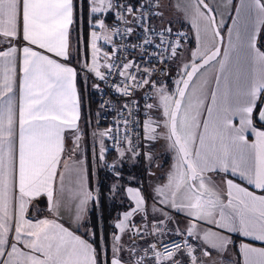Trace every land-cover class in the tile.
I'll use <instances>...</instances> for the list:
<instances>
[{"label":"snow or ice","instance_id":"obj_1","mask_svg":"<svg viewBox=\"0 0 264 264\" xmlns=\"http://www.w3.org/2000/svg\"><path fill=\"white\" fill-rule=\"evenodd\" d=\"M232 2L187 0L185 16L196 29L197 48L178 66L169 89L154 75L155 70L141 71L126 58L119 61L115 49L111 56L103 52L101 62L97 43L103 39L113 44L109 31L122 36L134 32L132 27L122 32L119 27L110 29L106 20L111 16L115 25L138 23L145 33L143 45H152L151 34L155 33L160 38L155 48L178 60L181 40L165 47L164 33L172 29L156 31L150 26L153 17L163 18L158 0H83L91 28L92 58L91 66L86 63L85 68L100 81L122 77V85L113 86L129 98L123 105L127 116L120 113L122 119L115 130L94 133L100 137L98 159L121 177L119 166L125 160L134 165L141 156L154 160L150 150H138L143 144H135L134 139L151 143L163 139L175 153L165 182L122 189L130 210L114 223L109 242L103 233L97 240L93 231L97 225L89 204L97 205L99 196L86 186L83 170L76 169L75 185L67 189L64 172H58L66 133L75 134L73 153L81 139L80 102L74 83L77 73L29 46L38 45L68 60L70 27L80 9L74 0H0V41L5 45L0 50V264H224L218 258L235 246L233 235L264 243V194L257 195L232 179L225 181L226 190L221 192L206 175L231 172L264 193V44L258 46V36L264 32V0H240L228 28L227 46L222 49L224 21L222 17L217 21L216 14L221 8L226 11ZM154 7L157 11L152 12ZM20 40L27 42L22 48L13 43ZM143 45L139 47L146 52ZM21 51L17 114L12 93ZM162 52L152 55L164 62ZM209 66L216 68L214 87L205 75ZM159 71L168 74L164 68ZM141 88L151 89L156 101L144 105L147 119L142 123V135L137 131L141 122L135 100ZM153 109L158 118L149 114ZM105 137L114 142L117 152L111 165L106 163ZM128 179L136 181L137 177ZM117 190L112 185L110 191L115 194ZM41 197H46L47 211L54 218H28L29 206L39 217ZM169 210L184 214L187 223L183 229ZM65 212L75 230L60 222ZM137 215L143 227L134 222ZM173 223L176 227L169 228ZM202 223L213 228L204 230ZM80 229L92 239L78 235ZM172 232L185 238L178 243L145 238ZM239 252L243 264H264V247L241 242Z\"/></svg>","mask_w":264,"mask_h":264},{"label":"crops","instance_id":"obj_2","mask_svg":"<svg viewBox=\"0 0 264 264\" xmlns=\"http://www.w3.org/2000/svg\"><path fill=\"white\" fill-rule=\"evenodd\" d=\"M166 1H168L169 4L171 2L172 4H174L175 7H177V8H175L177 15H179V14L182 15L183 14L182 16L186 20H189L185 16V12L184 11H185L186 8L184 9V11L182 10L184 0H166ZM210 2L213 3V4H219L220 0H210ZM239 3H240V0H233L232 6H230L226 11L223 10V8H221V10H219L217 12V14H216V17H217L218 20H220L221 17L223 18V21H224V27L223 28H226L225 32H221L223 34V37H224V40H223V43H222V46H221L222 49H223V47L227 46L228 28L232 26V19L236 16L235 6L238 5ZM161 4H162V1L160 0V6H161ZM178 8H179V10H178ZM179 11H181V13ZM160 12H162L161 9H160ZM159 19H161V18H159ZM110 29H112L111 25H110ZM201 32L203 34L202 35V41H203L205 39V37H204L203 31H201ZM260 34L258 36V46H259ZM111 35H112V32H111ZM190 35L192 36V33ZM74 36L75 35H74V32H73V26H71L70 27V43H71L70 51H71V57L68 60H65L62 57H58L54 53L47 52L46 49H41V48L38 47V45H29V46L34 51H38L41 54L47 55L49 58L56 60L58 63L64 64V65L69 66V67H72L77 73L74 83H75V87H76L77 94H78V97H79V102H80V119L78 121V125H79V128L81 130V139L79 141V148L76 150L75 153H73L72 149L74 147L75 134L74 133H66L65 141H64V143H65V151H64V153L62 155L60 166L58 168V172H61V171L64 172V174H65V187L67 189V188L73 187L75 185L76 175H77L76 174V169H82L84 175L87 177L86 182H85L86 186L90 189V172H91V179L93 181H95V170H96V168H97V166L99 164L98 159H97V154H96L97 151H96V148H94L91 132H92L93 127H96V128L98 127L100 129V132L103 131V129L100 128V126L97 124V121H92L91 122L92 119H90V116L92 115V112H90L91 110L89 109V106H88L89 104H87L88 103L87 102V98L88 97L85 96L86 103L84 102L85 101L84 98H82V82L79 79L80 78L79 67H83L82 66L83 61H82V57L81 58H77V53H76V50H75V47H74L75 46V37ZM89 36H90V34H89ZM13 43H15L18 47L22 48L27 42H24V41L20 40V41H13ZM261 44H264V36L261 39ZM104 45H107V43L104 44ZM4 48H5L4 43L2 41H0V50H3ZM196 48H197V44L194 45L193 51L196 50ZM261 50H263V49H261ZM22 55L23 54H22V51H21L19 53V58H18V62H17V82L14 85V92L12 93L13 98H14V102H15L14 110L17 112V114H18V108H19V95H20L19 85L22 82V75H23L22 72L20 71V59L22 58ZM84 60H85V58H84ZM83 83L85 84L84 86L86 87L87 86V82L84 81ZM211 84L214 87V77H213V80L211 81ZM89 87H90V89L94 90L91 86H89ZM95 95H96V93H95ZM208 103H210V100L208 101ZM96 111H93V112H96ZM88 113H89V115H88ZM205 115H206V113H205ZM237 123H238V121H237ZM98 138H99V136H98ZM249 138L252 139L251 135L249 136ZM17 144H18V127H17ZM105 144H106V139H105ZM145 149H147V141H146ZM115 151H111V156L110 157H112L113 154H115ZM141 158H142V156H141ZM110 160H111V158H110ZM110 160L106 161V163L107 162L110 163ZM124 163L129 165L130 161L125 160ZM65 164L67 165V168H65ZM110 165H111V163H110ZM206 175L208 177H210L211 183L213 184V186H215L217 188V190L221 191V192H224L226 190L227 186H226L225 181L227 179H232L234 181V183L240 184L242 187H247V188H249L250 191H255L257 195L264 194L260 190L254 189L253 186L248 185L245 180H242L239 177V175H235L234 176V175L231 174V172H229L228 174H225L224 172L216 171V172L207 173ZM149 180L152 181V178L150 177ZM160 183L161 182H156V183L151 182L152 185H156V184H160ZM148 185L149 184H147V180H146V187ZM58 186H59V180H57V187ZM127 186H133V187L142 186L141 183H140V178H139V180L137 181L136 184L125 185V186L122 187V189L127 187ZM122 189L120 190L121 191V196L123 198H125L126 203H128V205H129V200L126 198V195L122 191ZM40 200H41V203H40L41 211L39 213V217H37V213L35 212V210L33 208H31V206H29V211L27 213L28 218H32V219H36V218H54L47 211V208H46V197H41ZM151 203H152V201H149V204H151ZM89 208H90V204H89ZM128 210H130V209H128ZM128 210H126V211H128ZM169 211L174 216L175 221H176L177 218L185 220V216H184L183 213L177 212L176 210H169ZM123 212L124 211H121V213L119 215V218H122L121 214ZM117 219L115 220L114 223L117 222ZM60 222L63 223L65 225V227H71L72 230H75V227H74V225L71 224V221L69 220L68 214L66 212L63 213V218L60 220ZM134 222L139 227H143V224L141 223V219H140L139 215H137L134 218ZM168 227L169 228H175L176 224L175 223L169 224ZM181 227L182 226H180V229H183ZM200 227H202L204 230H208L209 228H213L212 225L203 224V223L200 224ZM213 230H215V229H213ZM84 232H85L84 229H80V231L77 232V234L78 235H82L84 239L90 240L91 236L85 235ZM174 234L175 233L172 232V233H169L168 235L163 236V237H167V236L174 235ZM149 236L150 235L146 236L145 238L147 240H149ZM233 240H234V245L235 246L231 247V250L228 253L224 254V255L227 256V258L222 260V261H225L224 264H232L233 261H235L236 264H243L244 257L239 252V245L241 244V242L251 243L254 247H264V243H262V242L251 241L248 238L239 237L237 235H233ZM192 242L193 243H198L195 240H193ZM219 258H221V256Z\"/></svg>","mask_w":264,"mask_h":264},{"label":"built area","instance_id":"obj_3","mask_svg":"<svg viewBox=\"0 0 264 264\" xmlns=\"http://www.w3.org/2000/svg\"><path fill=\"white\" fill-rule=\"evenodd\" d=\"M123 1V0H122ZM159 3V2H158ZM160 11V9H158ZM152 12L157 11V9L154 7L151 9ZM157 17H153L150 20V26L156 31H162L163 28L170 27L167 24L157 23L156 22ZM119 27L121 32L126 27H132L134 29V32L131 35L128 36H122V35H113L112 39L114 41L113 44H107L103 46V51L109 52L110 56L112 55L113 49H115V57L118 58L119 61H123L125 58L129 61H133L137 63L140 66V70L142 71L144 68L153 69L154 75H158L161 78L167 76L164 73L160 72L159 70L161 68H164L167 70V73H169V65L170 61L172 60V57L170 56L169 52H162V50H158L155 48V44L159 43V36L155 35V33L151 34L153 39L152 45H143V39L145 36V33L143 29L139 26L138 23H132L129 25H125L123 23H120L119 25H115V22L113 21L111 28ZM171 33L165 32L164 36L166 38V44L167 43H175L177 39L181 40V44L186 42L188 39V33L187 31L179 28H172ZM183 33L184 35L181 37L179 34ZM132 45H138L137 47H132ZM139 45H143V49H146L147 51H143ZM153 52H162V55L164 57V62H160L159 56H153ZM103 70V69H102ZM79 71L82 74V79L84 81H89L90 86L94 89L96 93V102H97V108H98V119L100 122L104 123V131L112 128L113 131L116 127V122L118 120H121L122 117L120 115L121 112H123L124 116H127V110L123 109V105L129 100L128 97L122 96L120 93H118L113 86L114 84H120L123 83V78L119 76H113L109 78L107 81H100L97 78L94 77L93 73H90L83 69V67H79ZM132 72H136L135 69L131 70ZM128 83H131L129 80ZM94 84H98L99 88L93 87ZM147 93L148 98H145V94ZM135 100L138 102V108L139 111L136 112V116L141 122V126H137V131L142 135V123L146 119L147 115L145 114L146 110L144 108V105L146 103H151V89H137ZM103 105V107H102ZM121 127V136L123 135V125H120ZM106 139V146L107 149L110 151H115L114 142L111 139ZM134 143L137 145L143 144V147H139L138 150L141 153H144L145 147H146V141H136L134 139ZM108 165L110 163L107 162ZM111 169V167H108ZM185 237H180L177 235H170L167 237H160L158 234L150 235L149 241L150 242H157L158 240H164L165 242L168 241H175V242H181L182 239ZM159 247V244H158Z\"/></svg>","mask_w":264,"mask_h":264},{"label":"rangeland","instance_id":"obj_4","mask_svg":"<svg viewBox=\"0 0 264 264\" xmlns=\"http://www.w3.org/2000/svg\"><path fill=\"white\" fill-rule=\"evenodd\" d=\"M79 1V0H77ZM162 4L160 6V9L162 10L163 13V18L159 19V23H165V22H169L173 21V25L176 28H184L185 30L188 31L189 35L192 33V38L190 42H184L182 43L181 47L178 49V55H179V59L178 60H174V58L172 59V61H170V74H169V78L173 79V81L177 78V73L179 71L178 66L182 63V62H186L189 57H190V53L191 51H193L194 45L197 44V33H196V29L193 28L192 23L190 20H186L181 14L177 15L176 14V9L177 7L174 6V4H172L166 0H161ZM90 2V0H89ZM79 8V6H78ZM187 8V0H184L183 3V7L182 10L184 11V9ZM179 10V8H178ZM181 13V11H179ZM185 12V11H184ZM80 13V12H79ZM77 19V16H76ZM80 20L79 15H78V21ZM216 20L219 21L216 17ZM110 20L107 18L106 23L109 25L110 27ZM74 26V25H73ZM226 28H222L221 31L225 32ZM91 31V29H90ZM203 31V30H202ZM81 31L79 30L78 33H80ZM90 34V33H89ZM103 35V33H101ZM109 35H111V31H109L108 33ZM80 35V34H79ZM202 32H201V37H202ZM75 40H77V46L78 48H80V50L78 49L77 53L80 54V56L82 55V66L83 69L88 71L85 68V64L87 63L89 66H91L92 63V58H91V48H90V36H88L87 40H86V47L83 49V51L85 53V55H83L82 52V45L80 42L81 37H77L75 36ZM98 46L101 47V62H103L102 57H103V45L106 44V42L101 39L98 42ZM193 45V47L191 48V46ZM75 50H76V43H75ZM85 56V57H83ZM85 58V60H84ZM89 72V71H88ZM216 73V68L209 66L206 70L205 75L207 76V78L209 79V82L211 83V81L213 80V77L215 76ZM173 81L170 84L171 89L173 88ZM161 82L166 83V80H161ZM155 99L152 98V90H151V103H155ZM150 115H152L154 118H158V112L156 109H153L150 113ZM147 119V117H146ZM100 129L97 127H93L91 135H92V141L94 144V148H96V154H97V159H98V153H99V139L98 135H94V133H99ZM151 151L154 154V160L149 162L147 159H145L143 156L142 158H140L139 162L137 164H135L133 167L132 172L130 173V175L132 176H136L138 175L140 178V183L143 187H146V180H147V184H151V182L156 183V182H165L167 179V174L171 168V166L174 163V157H175V153L170 150L168 148V142H166L163 139H160L154 143L151 142H147V149H145V152ZM117 158V152L115 151V154H113V156L111 157L110 163L112 164ZM99 164L104 163L105 161H100L98 159ZM130 164H132L130 162ZM157 165H159V167H157ZM151 172H155V176L150 175ZM152 178V181L149 180V178ZM159 180V181H158ZM117 185L118 190L115 192L118 193L117 195V200H121L122 196H121V187H119L120 182L119 180H115L113 182L112 185ZM120 191V192H119ZM176 222H178L179 227L182 226L181 228H184L185 224L187 223L186 220H182L177 218ZM138 226V225H137ZM139 227V226H138ZM225 258H227L226 255L221 256V258H219L220 260H224ZM225 262V261H224Z\"/></svg>","mask_w":264,"mask_h":264},{"label":"trees","instance_id":"obj_5","mask_svg":"<svg viewBox=\"0 0 264 264\" xmlns=\"http://www.w3.org/2000/svg\"><path fill=\"white\" fill-rule=\"evenodd\" d=\"M123 2V1H122ZM159 5H160V0H158ZM74 3L77 5V7L79 6L80 9V13H79V18L80 20L78 21V16L76 19V16L74 17V26H73V32L74 35L77 37H81L80 42L82 45V52L83 55H85L86 51L84 52L83 49L86 47L87 43L86 40L89 36L90 33V25L87 22V13L83 8V0H74ZM160 9V7H159ZM108 19L110 20V25L112 26L113 23V19L111 16H108ZM156 22L159 24V17H157ZM173 23V21H172ZM172 23H162V24H167L172 28H176ZM179 29H183L184 28H180ZM81 31L80 33H78V31ZM187 31V30H185ZM222 32V31H221ZM188 33V31H187ZM80 34V35H79ZM74 36V37H75ZM264 36V32H262L260 34L259 37V46L261 45V39ZM192 36L189 35L188 33V41H191ZM76 39V38H75ZM76 43V53L78 51V49L80 50V48H78L77 46V40H75ZM193 47V45L191 46V48ZM264 50V48H262ZM82 55L80 56L79 53H77V58H81ZM85 57V56H83ZM173 59V58H172ZM172 61V60H171ZM169 74H170V65H169V73L167 74V76L161 78L160 80H166V83L169 87V89H171L170 84L173 81V79L169 78ZM80 81L82 82V98H84L85 100V96H87V104H89V109L91 110L90 112H92V115L90 116L91 122L92 121H97V124L100 126V128L103 129L104 131V123L100 122L98 120V108H97V102H96V95H95V91L90 89V82L89 81H85L87 82V86L85 87L84 85V81L82 79V74L80 73ZM86 103V100L84 101ZM97 110V111H96ZM96 111V112H93ZM87 115V114H86ZM89 115V113H88ZM93 117V118H92ZM106 161L110 160V156H111V151L107 150L106 154ZM137 164V163H136ZM105 162L102 164H98L96 170H95V181H93L91 179V172H90V190L93 191V195L94 196H99V203L97 205H93L90 203V209H94V213H95V217H94V222L96 223L97 227L95 229H93V231L96 232V239L99 240V237L101 235V233H103V235H105L109 242L111 240V233L113 232V225L115 220L119 217L121 211H126L129 209V205L128 203H126L125 198L122 197L121 200H117V194H114L113 192L110 191L112 184L115 180H119L120 185L119 187L125 186V185H133L136 184L137 181L139 180V176L136 175L135 177H137L136 181H129V176L130 173L133 170L134 164H122L119 167L121 168L122 174L121 177H116L115 173L113 172L112 169H109L108 167H105ZM120 192V191H119ZM89 222L92 223L93 222V216L92 213L90 212L89 214ZM92 239V237H90V240Z\"/></svg>","mask_w":264,"mask_h":264},{"label":"water","instance_id":"obj_6","mask_svg":"<svg viewBox=\"0 0 264 264\" xmlns=\"http://www.w3.org/2000/svg\"><path fill=\"white\" fill-rule=\"evenodd\" d=\"M221 35L223 36V34L221 33ZM222 46V45H221Z\"/></svg>","mask_w":264,"mask_h":264}]
</instances>
